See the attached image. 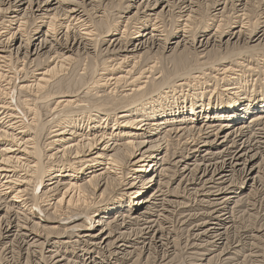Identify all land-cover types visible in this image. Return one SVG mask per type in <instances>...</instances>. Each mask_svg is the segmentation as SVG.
<instances>
[{
    "label": "bare ground",
    "instance_id": "bare-ground-1",
    "mask_svg": "<svg viewBox=\"0 0 264 264\" xmlns=\"http://www.w3.org/2000/svg\"><path fill=\"white\" fill-rule=\"evenodd\" d=\"M247 1L217 0L209 25L191 42L199 0H130L102 37L107 44L102 66L77 74L82 63L73 54L88 55L102 36L90 23L96 0H0V252L8 262L18 255L24 264H128L129 244L149 256L162 252L163 259L175 250L171 227L177 222L191 231L190 250L215 249L219 261L239 255L247 241L252 245L259 229L242 235L244 245L230 235L234 212L246 208L260 185L264 96L255 102L229 87L224 99L201 89L188 94L190 102L183 100L186 105L179 108L178 99L170 102L163 91L186 86L206 70L215 78L226 75L233 67L224 63L239 55L218 54L196 72L184 65L189 48L209 60L212 49L232 41L264 42L259 25L264 21L253 35L245 34ZM229 6L235 15L224 32ZM173 10L178 25L169 44L183 50L171 61L173 71L156 78V55L167 49L170 33L161 18ZM151 91L155 94L147 97ZM164 101L170 103L166 109ZM182 140L183 153L172 154L168 142ZM167 162L170 168H162ZM110 182L122 194L101 204L105 192L97 193L104 186L107 191ZM175 184L181 193L172 189ZM125 201L129 210L104 221L118 206L124 209ZM38 208L47 213L44 225L32 222V210ZM92 209L100 218L86 228L90 234H77L64 224L85 215V223L93 222Z\"/></svg>",
    "mask_w": 264,
    "mask_h": 264
},
{
    "label": "rangeland",
    "instance_id": "rangeland-1",
    "mask_svg": "<svg viewBox=\"0 0 264 264\" xmlns=\"http://www.w3.org/2000/svg\"><path fill=\"white\" fill-rule=\"evenodd\" d=\"M129 3H131L130 0H96V2H95L96 6H95L94 10L92 11V10L89 9L90 10L89 11L90 12V23L92 25L93 24L95 25L94 28L96 29L95 31L97 33L100 34L102 32L100 34L102 36H99L98 40H96L97 42L96 41H95V43L93 42V45L91 46V48H94L95 50L89 51L88 53L90 55L89 54L88 55L87 54H80V55L78 54L79 55L78 56L77 53H75L76 55L73 54L74 61L76 63H78V62L82 63L81 66H80L79 63L77 64V65H79L80 69H82V68H86L87 69L89 66H93L95 68L96 67L100 68L99 64L102 66V62L101 61L104 59L103 58V56H104V52L103 51L107 47V44H106V42L103 41L104 38H102V37L105 36V32L107 30L111 29L112 26L116 25L119 22L118 20H120L119 19L120 15L121 16L123 15V12H125V7H127V5ZM216 3H217V0H215V1L214 0H205V1L204 0H199V3L197 4L198 6L196 8V10H197L196 19L191 22V23H193V25H191V28H193V26H194V28H193L194 31H192L193 29H191L192 35H191V33L188 34L189 41L193 42V40H196V38L199 37L198 34L200 33V31L201 32L204 31L206 26L209 25V21H208L209 18H210L209 14L214 12V10L216 9V7H217ZM246 4H247L246 5V10L248 11V12L246 11V13H247L246 15L248 17L246 16V19L245 20L243 19V21L245 22L246 27H248L246 32H245V34H247V36H248V35H253L254 31L257 30L259 25H261V26L263 25L264 26V23L259 24L260 22L264 21V0H252V1L248 0ZM177 7L178 6H176V8ZM233 8L231 10V7L229 6V9L227 10V12L225 13V15L223 17V21H224L223 29L225 30L224 32L228 31L227 27H229L230 25L232 26L233 18H234V15H235L233 13L234 12ZM173 11L169 15L164 16V17L161 18V19H163V21L166 19L164 21V23L163 22L162 23L164 24V29L166 27V30H167L166 33L167 32H170V33H168L169 34V36H168L169 38H167V39H169V41L167 42V46L165 47L167 49L164 50L165 52L162 50V52L160 51L161 53L158 52L159 55H156V58H158L157 65H156V68L158 70H157L156 74L154 75L156 78L157 77L159 78L160 76L165 74L166 71H168V72H170V70L173 71L174 64L171 61L173 60V57L175 55H178L183 50V48L174 49L175 45L169 44V43H172V42L175 41V40H172L173 38L170 37V34L171 35L174 34V32L176 30V27L178 25V23H177V20H178L177 14H178V12L176 10H173ZM230 12H232V13H230ZM99 16H102V18L99 19ZM232 16H233V18H232ZM228 17L230 19H228ZM225 21L226 22L228 21L227 22L228 24ZM229 21L231 22V24L229 23ZM0 22H1V20H0ZM99 22H101V23H99ZM115 22H117V23H115ZM172 24H173V26H172ZM210 24H212L211 21H210ZM129 25H130L129 27L132 29L133 25H131V24H129ZM33 29L34 28H32L31 30H33ZM131 29H130V32L132 31ZM230 29L231 28H229V30ZM31 32H34V31H31ZM130 32L129 33L127 32V37L129 36L128 34H130ZM193 34H194V36H193ZM190 35H191V37H190ZM133 36H135V35H133ZM95 37H97V36H95ZM99 39H101V42L99 41ZM226 40H227V38H225L224 42ZM248 41L249 40H247V43H244V42L240 43L239 42V44H236V43H234L235 41H232L231 44H229L228 47H227V44H226V45H223L220 48H217L218 50L217 49L216 50L212 49V56H211V58L209 60H207L205 58H202V54L201 55L199 54L200 50L196 51L193 48L192 49L189 48L185 52V57L187 58L186 59L187 62H185L184 65L187 66V67L191 66L192 68H195L196 72L201 70V69H205V67L207 68L208 65L204 66V64L205 63H209V62H211V61H213L215 59H219L218 58L219 55H220V57L223 56V55H224V57H226L227 55L229 57V56H232L233 54L234 55L239 54V55H237L236 57L234 56L233 59H230V60L228 59V61L225 60V61L229 62V63H224L225 65H227L228 67H233L232 68L233 70L231 72H229L228 74H226V75L223 74V72H221V76L218 75L219 77L215 78L214 77L215 73H213V74H211L209 76V74L211 72L206 70V71H203V72H205L206 75L202 74V73L201 74L197 73V75H201L200 76L201 78H194V79L191 78L190 80H188L186 86L184 85L183 87H181L182 89L179 88V87L178 88L177 87H175V88H167V86L164 87L163 91L168 92L167 95L169 96V101L171 102L174 99L175 100L178 99V101H179V106L178 107L181 108L180 106H182V105L185 106L186 105V102H184L183 100L188 99V102H190L189 101L190 98L187 97L188 94L191 95L193 92L201 91V89L202 90L203 89H207V90L210 89V91H216L215 92L216 93L215 96L216 95H221V97L225 99V98H227L226 94L228 93V90L230 88L234 87L236 89L235 91H238L239 93L241 92L240 94L244 95V97H252V99L253 98L255 99V102H258V100L262 96H264V68H262V67H264V64H262V61H261V58H262L261 55L262 54L264 55V42L259 44L258 42H255V41L248 43ZM168 47H171L174 50L170 51L171 49H169V51H168ZM191 50H192V52H191ZM178 51H180V52H178ZM228 51H229L230 55L227 54ZM243 53H244L245 56L243 55ZM162 54L164 55V57H162ZM255 54H256L257 57L255 56ZM165 56H167V57H165ZM239 56H240V59H238ZM249 56H251V57L249 58ZM212 58H213V60H211ZM85 59H87V60H85ZM188 59H189V62H188ZM235 59H237V61ZM248 60H250V62ZM247 61H248V63H247ZM240 62H241V64H240ZM243 62H244V64H243ZM247 64L249 66H246ZM243 66H245V67H243ZM222 68H223V66L221 65V69ZM83 71H84L83 69L82 70H77V74L78 73L80 74ZM207 72H209V73H207ZM187 86H190V87H187ZM210 86H211V88H210ZM197 88H198V90H197ZM151 92L149 93V95L147 97L155 94V92H152V93ZM246 93L248 94V96H247ZM182 97L185 98V99H183ZM179 98H180V100H179ZM180 101L184 102V103H181ZM165 102L166 101H164L162 106L166 109V108H168L167 105H170V103H168V102L165 103ZM177 104H178V102H177ZM169 108H170V106H169ZM159 109L160 108H157L156 111H158ZM42 110H43L42 112H44L45 109L42 108ZM149 113L151 115L153 114L152 113V109H150L148 111V114ZM44 117H45V115L43 114V118L42 119H44ZM248 120L249 119L247 118L245 122H248ZM78 122L79 121H77L78 126H80V125L82 126L83 123L86 122V120H84V122H82V121H80V123H78ZM100 123L102 124L103 121L100 120ZM110 125H112V124H110ZM109 127H111V126H109ZM253 129H255V127ZM250 131H253V130H250ZM187 138L189 139V137H186V139ZM183 141L184 140H182L181 142H178V141L170 142L169 141L168 143L172 144V145H169L170 152H172V154H174L173 152H175L176 155H179V154L183 153V151H184L183 150L184 146L182 144ZM162 168H165V169L166 168H170L169 162L165 163ZM261 172L262 173H260V175H259L260 177L258 179L260 185H258V187L256 189H253V191L250 193L251 196H250V199L248 200V201H250V202H248L249 206L247 205L246 208H242L241 212L240 211L234 212V215L236 214L235 215V225L234 226L237 229L234 227V230L231 232L230 237H231L232 240L241 241V244H243V245H244V241L241 240L242 237H243L242 235L244 233H246V231H248V229L256 231L258 229L260 230L262 228V226L264 225V215H263L264 214V167H262V171ZM168 173H169V175H172L171 172H168ZM88 178L89 177H87L86 180H88ZM64 181H66V180L65 179L62 180V183ZM85 181H83V182L81 181L80 183H84ZM44 182H45V184H47L48 181H46V179L43 178L42 184H44ZM176 186H177V184H175L172 187V189L175 192L181 193L179 191L178 186L177 187ZM116 189H117V187H114L111 182H110V186L107 189V191H105V186L103 188H101L100 191H98L97 194L100 196V195H102V192H105V193H104V197L101 200H99V201H101L100 203L104 204V203L110 202V199L113 197V194H115V196L120 197L119 195L122 194V190L120 191V189H118V191H116ZM152 190H150V192ZM150 192H148L147 195H149ZM254 194H255V196H254ZM128 197L129 196H127V197L125 196V199H124V197H123V199L126 200ZM90 201H92V200H90ZM186 201H187V199H185V200L181 199V202H186ZM38 204H39V202H38ZM127 205H128V201L124 204V206H123L124 209H122V210H120V207L118 206L117 208H119V210H116L112 214H109L108 215L109 218L104 219V221H108L110 218L113 220L118 213L122 214V213L126 212L127 210H129ZM93 209L90 211V212H92V214L89 215L90 217H92V216L94 217V218H92L93 222L85 223L84 219L88 218V216L85 215V217H83V219H80V217H77L75 219L64 221V224H66V226H68V228H70V231H72V232L74 230H78L77 234H79V233L81 235L90 234L91 232H88L87 230H89V229H86V228L90 227V225H92V224H93V226L94 225L96 226V223L94 221H96V220H98L100 218L97 215L94 216L95 213L98 214V212L94 211L95 209L94 210ZM197 211H195V212H197ZM32 212L34 213V216L31 215L32 222H33V220H34V222L40 221L41 224L44 225L43 223L46 222V221H44V218L46 219V217H48L47 213H45L43 211L44 212V215H43L42 211H40L39 208H38V210H36V209L32 210ZM20 216H22V215H20ZM28 217H30V216H28ZM64 218L65 217H63V220H64ZM175 224H174L175 226L173 225V227H171L172 230H173V239H174L173 245L175 247V250H174V252H171L169 254V257L167 255V257H163V259H162L161 257H162V255H164V254H162V252L159 254V257L161 259L158 257V254H155V253H152V255L150 254V256H149L146 252L143 253L142 250H134L133 246H131V244H129V247L126 248V249H128L129 251H132V254H130V256H129L132 259H131V261L128 262V264H165V263L166 264H209L210 262H211L210 264H264V235H263L264 232L261 233V232H259V230L257 232H254L255 233L254 234L255 239L253 240V242H251L252 245L251 246L248 245V241H247V244L244 246V248H242L243 247V245H242L241 246L242 249L238 251L239 255L238 254L237 255H232L231 256V258H232L231 260H225V262H224L223 258H221V260L219 261L220 251H216V252L212 251V250H215V249L210 248V249H208L206 251H204L202 249L190 250V247H189L190 245H188L187 240H188V238H190L191 231L189 230L188 227L181 226L180 223L178 224V222L175 223ZM31 226H32V224L28 225L29 228ZM76 227H78V228H76ZM35 229H36L37 232H42V229H39L37 226H35ZM99 229H101V227H99ZM42 233H46V232H44V230H43ZM95 233H97V232H95ZM104 236H106V235L103 234L102 238ZM54 239L52 238L51 242L52 241H56ZM62 239L65 242L66 241L67 242H71L69 239H66V236L64 238H62ZM141 246H142V244L136 245V247H141ZM250 247H252V249H253L252 251H249ZM72 250H73L72 247H69V251H72ZM217 252H218V254L216 255L215 253H217ZM210 258H212V259H210ZM5 260L7 261L8 258H5L4 253L0 252V264H21V263L24 264L25 263L24 262L25 259H23L21 257H18V255H17V257L14 260L9 259V262L8 261L6 262ZM161 260H162V262H161ZM39 264H44V263L39 262Z\"/></svg>",
    "mask_w": 264,
    "mask_h": 264
}]
</instances>
